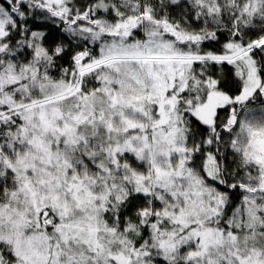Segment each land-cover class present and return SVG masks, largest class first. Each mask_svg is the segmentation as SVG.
Here are the masks:
<instances>
[{
	"label": "snow or ice",
	"instance_id": "6c2138e0",
	"mask_svg": "<svg viewBox=\"0 0 264 264\" xmlns=\"http://www.w3.org/2000/svg\"><path fill=\"white\" fill-rule=\"evenodd\" d=\"M0 264H264V0H0Z\"/></svg>",
	"mask_w": 264,
	"mask_h": 264
}]
</instances>
